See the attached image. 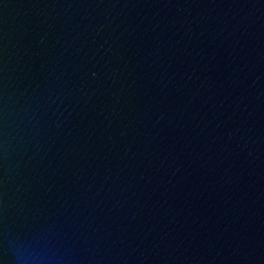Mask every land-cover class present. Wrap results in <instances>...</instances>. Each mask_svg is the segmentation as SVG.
<instances>
[{"label": "water", "instance_id": "95a60500", "mask_svg": "<svg viewBox=\"0 0 264 264\" xmlns=\"http://www.w3.org/2000/svg\"><path fill=\"white\" fill-rule=\"evenodd\" d=\"M0 264H264V0H0Z\"/></svg>", "mask_w": 264, "mask_h": 264}]
</instances>
